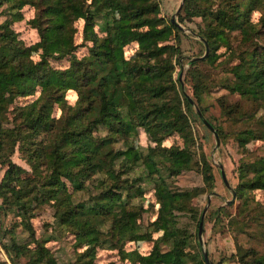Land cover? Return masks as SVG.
I'll use <instances>...</instances> for the list:
<instances>
[{"label": "trees", "instance_id": "obj_1", "mask_svg": "<svg viewBox=\"0 0 264 264\" xmlns=\"http://www.w3.org/2000/svg\"><path fill=\"white\" fill-rule=\"evenodd\" d=\"M25 5L34 8L27 22L38 35L30 44L13 26ZM0 7V239L11 264H57L31 222L43 204L85 246L77 258L82 264H97L98 247L117 248L138 264H186L191 258L202 264L190 255L192 232L179 223L178 212H195L191 198L214 186V175L203 153L194 157L192 106L173 75L183 56L180 32L160 13V0H0ZM182 12L180 21H205L199 32L209 52L186 71L200 108H207L204 93L212 79L198 65L215 63L224 73L221 86L236 95L230 101L217 97L230 127L214 123L218 133H229L241 148L264 139V0H185ZM233 30L239 34L235 46ZM130 43L136 48L127 56ZM80 45L87 52L78 56ZM61 58L68 64L52 63ZM139 127L155 145L143 150L129 141ZM174 133L183 145H163ZM15 149L28 167L12 159ZM194 167L204 186H171L169 177ZM236 171L240 198L264 188V154L240 157ZM143 179L153 181L159 203L152 223L165 228L144 254L124 248L127 241L151 237L130 200L143 194ZM221 209L226 224L244 231L254 222L258 232L252 234L264 238V201L255 206L244 198L235 213ZM8 214L18 219L4 225ZM16 226L28 231L33 244L18 239ZM231 256L239 264H264V250L237 241Z\"/></svg>", "mask_w": 264, "mask_h": 264}, {"label": "rangeland", "instance_id": "obj_2", "mask_svg": "<svg viewBox=\"0 0 264 264\" xmlns=\"http://www.w3.org/2000/svg\"><path fill=\"white\" fill-rule=\"evenodd\" d=\"M185 1V0H184ZM175 15V20L182 26L179 30L180 35V46L183 52V56L180 58L179 64L175 65L173 75L183 83L185 92L193 99L197 107L201 110L203 116L214 126L218 134V143H216V137L213 131L202 121V119L196 113L195 107L192 106V113L190 114V129L193 136L192 149L194 157L197 158L200 153H203L212 165V171L214 175V186H204L201 173L194 168L183 170L174 177H169L168 181L171 186L179 187L181 189H190L192 187L204 186V190L191 198V204L195 207V212H178L179 223L187 227L191 232V246H189V252L192 257L201 258L203 263L206 264L202 250H205L212 264H239L235 259L232 258V253L236 248V241L243 246H254L259 250H264V238L260 234L253 235L254 231L258 232V228L254 225V222H250L247 229L239 231L232 226L226 224L227 215L224 214V209L219 210L220 206H224L227 212L235 213L239 206L243 203L244 198L250 200L255 206L258 203L264 201V188H254L246 192V195L242 198L234 193L232 195V189H235L237 184V171L236 166L240 157H245L247 160H251L264 154V139L254 138L248 141L245 148H241L237 145L232 136L228 133L225 138H222L218 133V130L214 123H221L226 129H229L228 121L225 115L221 112L217 97L224 95L227 100H233L236 95L230 93L226 88L221 86L220 81L222 80L224 73L216 67L214 64L201 63L198 65L201 69L207 68L210 72L212 83L210 84L209 92L204 93L203 105L207 108L202 111L199 104L197 103L194 95L191 83L186 80V71L194 63H189L191 57L202 56L197 60H203L206 58L209 52V44L206 38L199 32L200 28L204 26L205 21L201 16H194L190 19L179 20V14L183 13L182 8ZM181 0H160V13L166 18L175 14ZM1 8V7H0ZM23 18L13 23L16 31L19 33L26 44H30L37 40L38 35L35 28L31 27L27 20L33 16L34 8L30 5H25L22 8ZM259 11L254 10L252 17L257 19ZM2 19V16H0ZM80 24V23H79ZM81 25V24H80ZM232 45L235 46L239 38L237 30H233L231 34ZM76 41H80L79 34L76 35ZM172 42V40L170 41ZM206 44L208 46L206 51ZM136 48L135 43H130L125 47V53L127 56L134 52ZM223 49V48H221ZM87 52L86 45H80L76 54L78 56L83 55ZM205 53V54H204ZM34 57H37V53H32ZM223 56L219 57L222 58ZM53 64L59 66H65L68 64L66 58L55 59L52 61ZM181 79L179 80V73ZM181 86V83H180ZM69 100L73 99L69 97ZM248 104L244 103L246 107ZM259 110L258 113H260ZM55 113H59V110L55 109ZM135 146L145 150L148 145H155V142L148 136L146 131L142 128H138V132L130 136L129 139ZM118 145V143H116ZM163 145L178 144L183 145V139L178 133L167 136L163 142ZM12 159L22 165L27 166L23 158H20V153L15 149L11 155ZM220 165L224 169L226 179L231 187L226 185L222 179ZM4 172V166L0 165V180ZM141 184L144 187V192L141 196L131 197V203L135 204L140 208V226L151 234L150 238L142 240H130L124 245V248L128 251L136 249L140 253H147L153 245L154 239L161 235L165 228L161 224L158 229L155 228V224L152 223L158 215L159 203L156 202V195L154 192L153 181L149 179H143ZM228 202V200L232 199ZM1 202V198H0ZM206 207L203 219V229L201 233V242L199 241L197 228L198 224L196 218L200 220V215ZM221 211V212H220ZM223 211V212H222ZM52 207L43 204L35 210L34 216L31 218L33 224L35 237L45 238V245L50 249L53 256L56 259L57 264H82V260L79 258V252L85 247L84 245H78L75 243L74 235L67 229L60 227L56 219L52 214ZM18 219V216L8 214L3 216V224L6 225L8 221ZM198 220V221H199ZM17 237L21 241H28L30 244L33 242L28 236V231L22 226H16ZM0 230V234H1ZM7 239V238H6ZM166 244L162 243L161 248L165 249ZM195 251V252H194ZM123 254V255H122ZM94 261L97 264H138L130 260L129 256L118 251L117 248L109 247H98ZM0 263L11 264L4 248L1 244L0 239ZM186 264H198L196 259H189Z\"/></svg>", "mask_w": 264, "mask_h": 264}, {"label": "water", "instance_id": "obj_3", "mask_svg": "<svg viewBox=\"0 0 264 264\" xmlns=\"http://www.w3.org/2000/svg\"><path fill=\"white\" fill-rule=\"evenodd\" d=\"M184 0H181L178 8L176 9L175 11V14H173L171 17H170V20L179 28V30L182 29V26L178 23V21L175 20V15L178 14V12L181 10V7H182V3H183ZM207 44H206V51H207ZM205 54V53H204ZM202 56H194V57H191L190 60H189V63H191L192 61H194L195 59L197 58H201ZM181 72L179 73V80L181 79ZM180 83H181V89L182 91L185 92L184 90V86H183V83L182 81L180 80ZM186 96H187V99L188 101L195 107L196 109V113L198 114V116L202 119V121L213 131L215 137H216V143H218V134H217V131L216 129L214 128V126L203 116L201 110L199 109V107H197L196 103L193 101V99L185 92ZM220 171H221V175H222V179L223 181L226 183V185H228L229 187H231L226 179V176H225V173H224V169L222 167V165H220ZM232 190V195L234 196V193H235V189L231 188ZM232 199L228 200V202L232 201ZM206 210V207H204L201 215H200V220L198 222V228H197V234H198V238H199V241L201 242V233H202V229H203V219H204V212ZM202 255H203V259L205 261L206 264H212L209 257H208V254L205 250H202Z\"/></svg>", "mask_w": 264, "mask_h": 264}]
</instances>
